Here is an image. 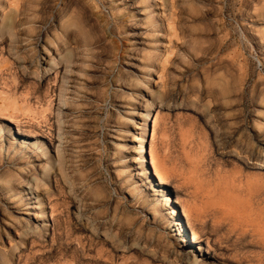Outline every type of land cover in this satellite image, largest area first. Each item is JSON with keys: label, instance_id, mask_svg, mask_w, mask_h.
Segmentation results:
<instances>
[{"label": "rangeland", "instance_id": "rangeland-1", "mask_svg": "<svg viewBox=\"0 0 264 264\" xmlns=\"http://www.w3.org/2000/svg\"><path fill=\"white\" fill-rule=\"evenodd\" d=\"M53 14L63 36H44ZM54 56L70 62L61 91ZM144 130L166 185L139 173L133 139ZM58 145L47 229L26 236L20 221L43 225L29 213ZM258 161L264 0H0L7 264H264Z\"/></svg>", "mask_w": 264, "mask_h": 264}, {"label": "bare ground", "instance_id": "bare-ground-1", "mask_svg": "<svg viewBox=\"0 0 264 264\" xmlns=\"http://www.w3.org/2000/svg\"><path fill=\"white\" fill-rule=\"evenodd\" d=\"M151 8V7H150ZM56 10V9H55ZM148 10V8L146 9ZM58 19V14L55 15H50V16H47L46 20H45V28H44V36H63L64 32L63 30L60 28V31L58 28H52L54 23H56V20ZM165 19V18H164ZM159 24V23H158ZM155 25V24H154ZM63 28V27H62ZM54 31V32H53ZM53 32V33H52ZM170 37V36H169ZM161 40V39H160ZM7 42V41H6ZM37 42V41H36ZM39 46V45H38ZM49 51V50H48ZM49 53V52H48ZM51 54V53H50ZM54 55V53H53ZM55 56L53 58H49V61H51V63L53 64V67L55 69V71H57L58 73V67L60 68V76H61V88H60V91L61 90H64L63 86L67 83V77H66V74H67V68L70 67L69 66V60L65 57H61L59 59V61H55ZM72 68V67H71ZM72 70V69H71ZM74 72V70H73ZM76 72V71H75ZM74 72V73H75ZM70 76H72V72L70 73ZM74 77V76H73ZM76 78V77H75ZM58 81V80H57ZM70 84V83H69ZM71 88V87H70ZM61 98V96H59V99ZM58 99V100H59ZM65 101V99H63ZM66 102V101H65ZM63 109V108H62ZM59 116V114L56 113V118ZM143 129L146 128V125H143L142 126ZM145 135H146V132L145 130L143 132H141V134L137 135V136H134V139H133V142H137L139 147L136 148L135 146V152H134V155L135 157H137V161H138V166H139V173L141 176H146V174H149L151 175L152 171H153V174L154 176H156V179H157V184L159 186H163V185H166V179L165 177L162 175V170H161V166L158 164L150 167L148 166V160H146V156H147V152L145 151V148H144V145H143V140L145 138ZM58 141V140H57ZM56 141V142H57ZM215 143V142H214ZM136 144V143H135ZM52 149H54V157L53 159L52 158H48L46 159L45 161V167L43 168V180H42V186L44 188L43 190V195L38 197L37 196V200L35 201L36 203V206L33 207V211L32 213H29L31 214V216L35 217L36 219H41L43 225L42 226H38L36 230H34L33 228L30 227V225L27 224V222H25L24 224V221H20V225H22L23 227H25V229L27 228V231L25 232V235L26 236H32L36 233H40L42 231H46L47 229V219L48 216L46 217V208H45V205L48 203V197L50 196V185H49V178H50V173L51 171L53 172L54 174V170L55 169H58V171L60 172V174L63 175V158H62V150H60V146H55L53 148V146H51ZM137 149V150H136ZM44 150V154H47V151L45 149ZM218 152V151H217ZM219 154V153H218ZM151 155H152V158L153 160H157L156 159V154H154L153 152H151ZM224 157V156H223ZM251 158V157H250ZM259 163V167H262L264 166V162L262 161H258ZM256 169V167H255ZM137 171V170H136ZM139 175V174H138ZM163 192V190H162ZM41 193V192H40ZM75 193V191H74ZM37 195V194H36ZM35 196V195H34ZM29 197V196H28ZM160 197V195H159ZM28 199V198H27ZM168 200V199H165V201ZM77 205V204H76ZM74 206V205H73ZM30 208L28 207L27 211H29ZM36 210V211H34ZM76 210V209H75ZM188 210V209H187ZM53 212V211H52ZM51 212V214H52ZM76 213H72V215H74L75 219H78L79 218V213L76 211H74ZM63 212H61L62 214ZM83 213V212H82ZM189 211L186 212V215H188ZM66 214L63 213V216H65ZM71 215V217H72ZM58 219V218H57ZM57 219L54 217L52 218V223H53V227L56 228L57 225H58V222H57ZM81 219V218H80ZM79 225H81L82 227H86V223L83 222L82 220H79ZM46 223V224H45ZM90 226V224H88ZM51 227V226H50ZM92 227V226H91ZM180 227V226H179ZM182 227V226H181ZM182 233L179 235L181 236V238L183 239L184 236L186 235V232H185V229L184 227H182ZM98 238V237H97ZM198 237L196 235H194L192 237V243L195 244V243H198ZM208 249L210 248V245L207 243L206 244ZM199 250H201L200 246H199ZM3 253V252H2ZM2 258H0V263L1 264H7L8 260L5 258V255H1ZM203 257V256H202ZM190 262V264H206V258H202V259H199L198 257H196L195 255L190 259L188 260ZM208 263V262H207Z\"/></svg>", "mask_w": 264, "mask_h": 264}]
</instances>
